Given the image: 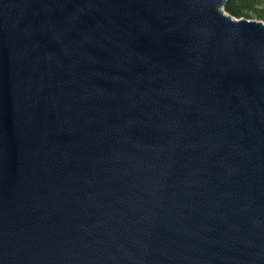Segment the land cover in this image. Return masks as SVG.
Returning <instances> with one entry per match:
<instances>
[{
	"label": "water",
	"instance_id": "95a60500",
	"mask_svg": "<svg viewBox=\"0 0 264 264\" xmlns=\"http://www.w3.org/2000/svg\"><path fill=\"white\" fill-rule=\"evenodd\" d=\"M228 0H0V264H264V22Z\"/></svg>",
	"mask_w": 264,
	"mask_h": 264
},
{
	"label": "trees",
	"instance_id": "16d2710c",
	"mask_svg": "<svg viewBox=\"0 0 264 264\" xmlns=\"http://www.w3.org/2000/svg\"><path fill=\"white\" fill-rule=\"evenodd\" d=\"M264 0H228L225 11L237 19H251L255 14L259 20L264 21Z\"/></svg>",
	"mask_w": 264,
	"mask_h": 264
},
{
	"label": "rangeland",
	"instance_id": "374dc122",
	"mask_svg": "<svg viewBox=\"0 0 264 264\" xmlns=\"http://www.w3.org/2000/svg\"><path fill=\"white\" fill-rule=\"evenodd\" d=\"M261 7L264 8V2L262 3ZM250 20L262 21V20H259L255 14H252V17H251ZM263 22H264V21H263Z\"/></svg>",
	"mask_w": 264,
	"mask_h": 264
}]
</instances>
